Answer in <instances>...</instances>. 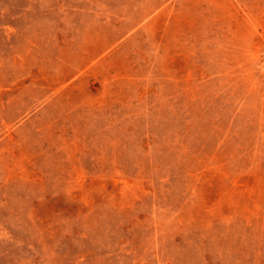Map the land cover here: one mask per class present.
Here are the masks:
<instances>
[{
    "label": "rangeland",
    "instance_id": "obj_1",
    "mask_svg": "<svg viewBox=\"0 0 264 264\" xmlns=\"http://www.w3.org/2000/svg\"><path fill=\"white\" fill-rule=\"evenodd\" d=\"M0 264H264V0H0Z\"/></svg>",
    "mask_w": 264,
    "mask_h": 264
}]
</instances>
